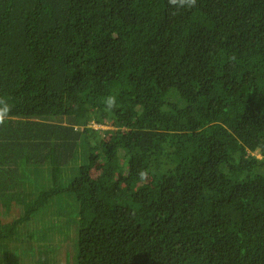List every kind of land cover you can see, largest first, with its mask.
Segmentation results:
<instances>
[{
	"label": "trees",
	"instance_id": "1",
	"mask_svg": "<svg viewBox=\"0 0 264 264\" xmlns=\"http://www.w3.org/2000/svg\"><path fill=\"white\" fill-rule=\"evenodd\" d=\"M0 97V264H264V0H0Z\"/></svg>",
	"mask_w": 264,
	"mask_h": 264
},
{
	"label": "clouds",
	"instance_id": "2",
	"mask_svg": "<svg viewBox=\"0 0 264 264\" xmlns=\"http://www.w3.org/2000/svg\"><path fill=\"white\" fill-rule=\"evenodd\" d=\"M173 5L179 4L180 6H186L188 8L194 7L197 0H170ZM107 107L110 110L115 107V96H109L106 99ZM12 111V106L8 103L5 98L0 97V125H3L5 121L9 118V114ZM144 173H141L143 177Z\"/></svg>",
	"mask_w": 264,
	"mask_h": 264
},
{
	"label": "rangeland",
	"instance_id": "3",
	"mask_svg": "<svg viewBox=\"0 0 264 264\" xmlns=\"http://www.w3.org/2000/svg\"><path fill=\"white\" fill-rule=\"evenodd\" d=\"M95 128H98V129H110L109 127H100V126H95ZM35 177L34 176H32L31 177V179H34ZM69 197V195H65V198H68ZM61 252H63V251H61Z\"/></svg>",
	"mask_w": 264,
	"mask_h": 264
}]
</instances>
